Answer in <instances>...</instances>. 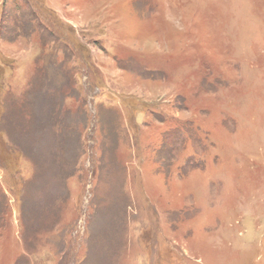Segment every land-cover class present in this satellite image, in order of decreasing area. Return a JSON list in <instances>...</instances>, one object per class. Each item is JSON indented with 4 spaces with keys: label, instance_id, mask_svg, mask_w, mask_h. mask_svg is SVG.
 Returning <instances> with one entry per match:
<instances>
[{
    "label": "rangeland",
    "instance_id": "1",
    "mask_svg": "<svg viewBox=\"0 0 264 264\" xmlns=\"http://www.w3.org/2000/svg\"><path fill=\"white\" fill-rule=\"evenodd\" d=\"M0 264H264V0H0Z\"/></svg>",
    "mask_w": 264,
    "mask_h": 264
}]
</instances>
